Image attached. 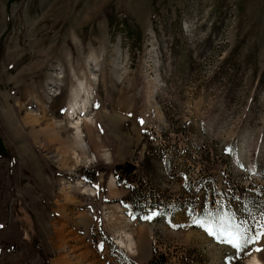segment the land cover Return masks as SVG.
I'll return each mask as SVG.
<instances>
[{
	"label": "rangeland",
	"instance_id": "374dc122",
	"mask_svg": "<svg viewBox=\"0 0 264 264\" xmlns=\"http://www.w3.org/2000/svg\"><path fill=\"white\" fill-rule=\"evenodd\" d=\"M0 139V264L264 262V0H0Z\"/></svg>",
	"mask_w": 264,
	"mask_h": 264
},
{
	"label": "snow or ice",
	"instance_id": "6c2138e0",
	"mask_svg": "<svg viewBox=\"0 0 264 264\" xmlns=\"http://www.w3.org/2000/svg\"><path fill=\"white\" fill-rule=\"evenodd\" d=\"M146 219H150V217H146ZM196 223H200L203 226L204 222L197 220ZM206 231H208L211 235L217 236L218 239H222V242L231 245L237 250H242L248 244L256 243L261 238H264V231L258 232L253 236H249L240 230L239 225L232 226L231 224H225L224 222H220L218 224L208 222ZM255 251L260 252L264 251V249L256 248Z\"/></svg>",
	"mask_w": 264,
	"mask_h": 264
},
{
	"label": "bare ground",
	"instance_id": "6f19581e",
	"mask_svg": "<svg viewBox=\"0 0 264 264\" xmlns=\"http://www.w3.org/2000/svg\"><path fill=\"white\" fill-rule=\"evenodd\" d=\"M72 106H74V105H72ZM76 108V107H75ZM76 110V109H75ZM71 112V111H70ZM73 112V111H72ZM89 123V124H87V123ZM90 123L92 124V119H86L85 120V122H82V121H79V119L76 121V123H75V128L77 129V131H76V135H75V144L76 145H80L81 147H83L84 149H86V148H88L89 147V145H88V143H87V141H86V134H85V131H84V129H83V124H86V125H89L90 126ZM93 124H94V122H93ZM95 125V124H94ZM90 127H92V126H90ZM98 141H99V139H98ZM99 144H100V146H102V142L101 141H99L98 142ZM97 144V143H96ZM105 154V153H104ZM105 157H106V159L108 160V161H111V159H112V157H111V153H109V152H106V154H105ZM77 161H80V157L78 156L77 157ZM116 185V182H115V179H113L112 180V186H115ZM87 189H85V191H86ZM67 198L70 200V198H69V196L67 195ZM82 218L84 217V214H81L80 215ZM127 240L130 242V245L128 246L129 248H130V250H132V252H135L134 251V246H135V243L133 242V240H132V235L131 234H128V238H127ZM121 244H122V246L123 247H125L126 245H125V241L124 240H121V242H120ZM251 263L252 264H264V262L263 261H261L260 259H258L257 258V256H255V257H253V259L251 260ZM54 264H68V262H66V261H64V259L63 258H57V259H55V261H54Z\"/></svg>",
	"mask_w": 264,
	"mask_h": 264
},
{
	"label": "trees",
	"instance_id": "16d2710c",
	"mask_svg": "<svg viewBox=\"0 0 264 264\" xmlns=\"http://www.w3.org/2000/svg\"><path fill=\"white\" fill-rule=\"evenodd\" d=\"M2 141L0 139V147H2ZM137 169L136 165L135 164H131V163H128V164H124V165H118L115 169V172L114 174L116 175V178H117V183L118 184H122V180H121V177H120V174H122L121 172H124L125 176H126V181L124 182L125 183V187L126 188H129L131 191H133V189L135 190V188L132 186V182L133 180H131L130 176L133 174V172ZM128 176V177H127ZM252 186V185H250ZM128 199H132V197L128 198ZM249 203V202H246V204ZM156 264L159 263V261H155Z\"/></svg>",
	"mask_w": 264,
	"mask_h": 264
},
{
	"label": "crops",
	"instance_id": "0c3cea01",
	"mask_svg": "<svg viewBox=\"0 0 264 264\" xmlns=\"http://www.w3.org/2000/svg\"><path fill=\"white\" fill-rule=\"evenodd\" d=\"M116 182V181H115Z\"/></svg>",
	"mask_w": 264,
	"mask_h": 264
}]
</instances>
